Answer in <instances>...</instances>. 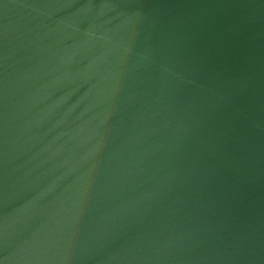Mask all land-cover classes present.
Here are the masks:
<instances>
[{
  "label": "water",
  "instance_id": "95a60500",
  "mask_svg": "<svg viewBox=\"0 0 264 264\" xmlns=\"http://www.w3.org/2000/svg\"><path fill=\"white\" fill-rule=\"evenodd\" d=\"M0 264H264V0H0Z\"/></svg>",
  "mask_w": 264,
  "mask_h": 264
}]
</instances>
